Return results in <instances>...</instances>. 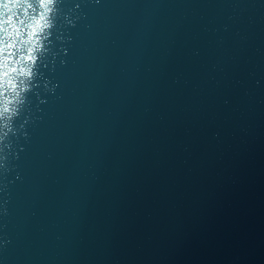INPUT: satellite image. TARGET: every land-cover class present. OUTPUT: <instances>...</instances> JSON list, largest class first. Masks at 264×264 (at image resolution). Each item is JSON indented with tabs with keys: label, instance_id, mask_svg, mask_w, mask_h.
<instances>
[{
	"label": "water",
	"instance_id": "1",
	"mask_svg": "<svg viewBox=\"0 0 264 264\" xmlns=\"http://www.w3.org/2000/svg\"><path fill=\"white\" fill-rule=\"evenodd\" d=\"M59 9L0 264H264V0Z\"/></svg>",
	"mask_w": 264,
	"mask_h": 264
},
{
	"label": "clouds",
	"instance_id": "2",
	"mask_svg": "<svg viewBox=\"0 0 264 264\" xmlns=\"http://www.w3.org/2000/svg\"><path fill=\"white\" fill-rule=\"evenodd\" d=\"M60 0H0V174L10 171L12 137L28 120L16 121L29 104L28 95L59 15ZM27 136V133H23ZM7 214V209H3ZM2 243V242H0Z\"/></svg>",
	"mask_w": 264,
	"mask_h": 264
}]
</instances>
